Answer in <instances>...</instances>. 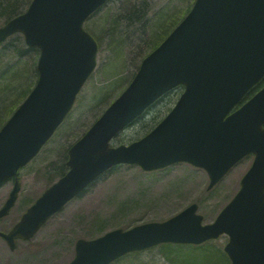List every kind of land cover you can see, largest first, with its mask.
I'll return each mask as SVG.
<instances>
[{
  "label": "water",
  "instance_id": "1",
  "mask_svg": "<svg viewBox=\"0 0 264 264\" xmlns=\"http://www.w3.org/2000/svg\"><path fill=\"white\" fill-rule=\"evenodd\" d=\"M107 0H31L0 26V42L19 32L39 50L37 80L0 127V185L13 186L0 219L20 191L18 170L52 137L96 66L98 43L84 29ZM264 0H195L189 12L148 55L125 89L68 148V170L47 187L7 231L10 250L29 239L101 173L120 163L151 171L176 162L203 168L212 188L238 161L254 154L240 188L211 223L191 203L163 221L114 228L78 238L68 264H110L160 243L200 244L228 235L230 264H264ZM170 111L129 144L109 145L122 128L177 85Z\"/></svg>",
  "mask_w": 264,
  "mask_h": 264
},
{
  "label": "rangeland",
  "instance_id": "2",
  "mask_svg": "<svg viewBox=\"0 0 264 264\" xmlns=\"http://www.w3.org/2000/svg\"><path fill=\"white\" fill-rule=\"evenodd\" d=\"M145 1L148 9L145 26L136 18L128 22L122 20L125 19L126 4L138 5L141 0H108L84 22V28L98 41L97 65L62 124L38 154L19 169L18 198L8 215L0 219L1 231H8L25 209L59 178L50 184L47 181L52 168L67 159L65 149L89 128L131 81L142 56L152 50L147 44L151 29L167 24L158 39L162 40L194 2ZM118 19L121 23L117 22ZM3 23L4 20L0 19V26ZM120 44L125 45L121 58L111 59ZM38 54L37 48L25 44L21 33H14L0 43V113L3 122L34 86ZM182 90L183 86L178 85L164 94L114 135L109 145H127L145 135L166 115L173 106L171 101L177 99ZM101 93H105L103 99L99 96L103 95ZM252 159V155L244 157L211 189L207 188V172L187 162L153 171H145L137 164L114 165L54 213L31 238L16 240L13 250L0 238V264H67L74 256L78 238L93 239L114 228L125 230L149 221H163L190 203L198 205L203 224L211 223L238 190L240 179ZM12 186V179L0 185V207ZM227 241L228 235L222 234L197 245L169 243L172 245L165 248L159 244L144 250L132 264H229L223 251ZM112 264L129 263L125 258Z\"/></svg>",
  "mask_w": 264,
  "mask_h": 264
},
{
  "label": "trees",
  "instance_id": "3",
  "mask_svg": "<svg viewBox=\"0 0 264 264\" xmlns=\"http://www.w3.org/2000/svg\"><path fill=\"white\" fill-rule=\"evenodd\" d=\"M31 0H0V19L4 20V22H6L7 20H9L10 18L18 15L19 13L23 12L26 7L28 6L29 2ZM140 1V0H138ZM133 3H127L126 5H128L126 8H125V19H122L124 20L125 22H128L130 20H133V19H137L138 23H140L142 25V21H143V25H147L146 23V19H145V16H146V13L148 12L147 10V2L144 0H141V2L136 5L135 3L133 5H131ZM123 21V22H124ZM118 23H121V21L118 19L117 21ZM124 22V23H125ZM119 24H116V26H118ZM115 26V27H116ZM166 26L167 24L162 25L160 26L159 28H152L151 29V32L149 34V42H147L148 44V47L149 46H152V49L155 48L159 43L160 41L162 40H158L159 39V36L160 34L164 31V29H166ZM142 34L143 31H142ZM159 41V43L156 45V42ZM121 46H118L116 49H114L113 51V55H112V58L111 59H116V57L118 56L119 58H121V52L123 51V44H120ZM115 57V58H113ZM144 56H142L143 58ZM141 58V59H142ZM114 62H112L113 64ZM263 81V80H262ZM263 83L260 81V83H258L257 85H255L248 93L247 95L245 96V99L250 97L259 87H261ZM103 94V93H101ZM104 95H99L101 96L100 98H104ZM176 101V99H173L171 102L172 104H174V102ZM4 119H2V114L0 113V127L2 126V123ZM65 156L67 158V149H65ZM66 160L67 159H64L60 164L54 166L52 168V173H50V175L47 177V181L48 183H52V181H54V179H57L58 177L62 176L68 169L67 165H66ZM172 244H162L163 247L167 248L169 246H171ZM177 246H184V245H177ZM195 247V246H193ZM143 251H137V252H132V253H129V254H126L124 255L123 257H121L120 259H118L117 261L121 260V259H128V263L129 264H132L133 263H136L137 262V256L140 255V253H142ZM169 252H167L168 254ZM225 254V253H224ZM203 256L205 255V253L202 254Z\"/></svg>",
  "mask_w": 264,
  "mask_h": 264
},
{
  "label": "flooded vegetation",
  "instance_id": "4",
  "mask_svg": "<svg viewBox=\"0 0 264 264\" xmlns=\"http://www.w3.org/2000/svg\"><path fill=\"white\" fill-rule=\"evenodd\" d=\"M264 79V78H263Z\"/></svg>",
  "mask_w": 264,
  "mask_h": 264
}]
</instances>
